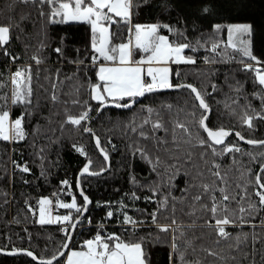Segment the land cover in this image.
<instances>
[{"label": "trees", "instance_id": "16d2710c", "mask_svg": "<svg viewBox=\"0 0 264 264\" xmlns=\"http://www.w3.org/2000/svg\"><path fill=\"white\" fill-rule=\"evenodd\" d=\"M138 3L143 6L134 8L132 24H166L184 34L177 37L179 42L190 41L195 44L196 41H200L202 45H206L195 53L186 51V55L196 57V65H172L174 73L176 71L181 73V77L179 79L174 77L172 82L191 83L211 93L206 97L212 110L207 120L208 126L213 128L224 126L226 129L240 131L248 139H264V121L255 120L254 127L251 129L239 122L238 114L243 112L245 105L251 104L252 108L257 110L261 108V100L253 95L255 91L260 90V87L254 83L253 73L241 70L240 56L236 55L233 62L213 65H207L202 61L205 55H213L210 52V42L213 39L226 41V32L217 33L214 26L220 24L226 28L229 23L241 22L251 25V51L264 61V0H147L146 3L145 0H138ZM10 4L13 5L11 8ZM205 7L208 8V12L203 11ZM47 11L48 8L45 6V12ZM9 22L18 27L13 29V38L6 47L19 59L12 63L3 55V49H0V74H3V78L7 80L9 74L15 72L18 66L32 64L34 94L33 106H30L32 114L25 115L24 120L27 138L23 141L0 140V249H27L32 251L38 259H50L53 253L61 250L60 245L64 242L63 225L38 224L36 215L32 214L28 205L31 204L32 209H35L41 197L51 198L53 194H57L56 199L63 202H71L70 194L76 195L78 204L83 203L76 187L78 172L89 159L93 162L90 171H99L105 164L104 158L94 144V136L83 131V127L87 126L93 129L95 136H99L101 146L109 152L110 168L98 176L80 177L81 187L93 201V204L89 206V212L84 214L91 220V224L85 221L79 225L72 240V247L79 248L84 240L91 238L99 230L98 226L103 222L105 233H117L124 239L148 238L144 245L147 264H179L178 257H173L171 252L170 234L160 233L151 224L148 213L157 208L156 201L169 191L173 197L183 196L185 189H189L191 195H196L199 190L190 188L193 178H196V183H210L214 179L208 174L204 161L200 159V153L204 149L196 145L195 140L193 145L182 144L180 149L175 148L169 123L170 119L175 117L174 115L170 117L166 110L160 109V105L164 103L175 106L173 113L176 108H184L185 112L180 113L178 117L183 121L186 119L185 113L193 110L194 100L191 94L186 89L159 91L142 97L132 108L108 107L98 112L97 102L91 99L90 89L82 87L78 96L69 95L74 84L86 82L85 77L90 78L93 83L96 82V69L91 67L89 60L92 55L90 25L85 22L51 24L47 16L39 15L37 5H25L18 0H0V23ZM114 30L118 31L117 42H120L127 29L121 25L119 29ZM162 33L170 35V38L174 35L169 34L166 29H162ZM41 42L47 47L40 48ZM56 47L63 48L62 57L54 52ZM228 51L234 53L235 50ZM33 55L39 56L44 63L35 65L31 59ZM80 60L84 61V65L74 63ZM58 70L61 73L60 80L63 81L57 89L61 102L54 103L49 98L51 82L45 77L54 76ZM37 73H39L38 76ZM69 76L74 78L67 80L66 77ZM212 84L217 86L215 92H212ZM238 85L239 92L235 91ZM3 92L10 95L11 86L5 88ZM72 99H79L81 104L72 105ZM233 100L236 101L235 104L232 103ZM65 101L67 103H63ZM84 102L93 109L90 112L91 119L86 124L82 123L79 128L70 124H65L61 128V123L65 119V107L69 109L70 114L78 115L85 110ZM225 102L236 110V115L224 107ZM141 106H151L160 111L169 131L161 130L154 135L167 139L169 141L167 146L157 148L155 140H144L138 137L137 133L126 128L130 121L135 120L139 123L146 115ZM11 111L12 118L15 119L24 112V106L13 105ZM249 113L251 114L250 109ZM199 114L197 111V115ZM145 130L152 135L150 126L146 125ZM197 133L206 138L203 130L196 129L193 125V135ZM180 135L178 131L177 137L179 138ZM226 143L238 144L245 153L264 151L262 146L240 142L234 134L226 140ZM136 147L145 148L147 157L136 152ZM166 147L172 149L171 153L166 151ZM221 147L217 146V149ZM77 148H83L86 155L77 151ZM188 151L192 153L190 162H187L185 155ZM233 155L244 165H249L248 156H242L239 153L217 158L216 162L221 165L222 173L227 172L230 183L239 177L236 166L233 165ZM157 156L160 158L159 164L155 163ZM205 160L210 166L213 160L210 153ZM25 163L31 169L29 173H23L16 167V164L22 166ZM260 163L261 161L251 162L253 171H258ZM154 167L155 171H153ZM199 171H204L203 178L198 177ZM133 177L136 183H133ZM63 180H68L72 186L69 188L62 185L60 182ZM156 185H160V191L154 195L152 189ZM132 193L140 199L133 200ZM153 195L154 199L151 202L145 199ZM217 195L219 196V193ZM253 199L256 198L253 197ZM105 202H111L109 208L96 206L97 203ZM122 203L127 205L124 211L128 215L143 221L139 228L132 229L131 226L121 223ZM202 203H207V199ZM231 206L235 207V204ZM176 207L178 220L190 223L193 218L179 211L183 208L184 212H187L189 210L187 205L177 203ZM196 207L199 208L200 205L197 204ZM108 210L114 211L112 218L106 217ZM63 211L68 214L71 211L72 215H76L74 210L63 209ZM167 214L164 212L158 217L161 224L169 222L164 219ZM260 219H264V212L253 218L252 223L257 225L254 231L264 236V228L259 226ZM197 223H203V219ZM226 230L234 236L241 231L240 228L231 225ZM242 231L252 232L253 229L250 225H244ZM201 232L207 234L213 233V230L197 228L189 231L188 235L199 236ZM213 239L214 233L202 242L196 241V243L198 246L202 243L204 247H209L212 246ZM254 247L255 251L249 240L247 246L243 247V252L248 254V259L243 260L237 256L234 264H252L253 260L255 264H264L261 260L264 256V239H258ZM232 254L236 255V253ZM196 256L204 259L205 264H215L214 258L205 257V253L200 252L199 248ZM188 258L193 259V256L189 254ZM63 261L64 257H61L59 264H63ZM0 264L40 263L23 253L12 255L0 253Z\"/></svg>", "mask_w": 264, "mask_h": 264}, {"label": "snow or ice", "instance_id": "6c2138e0", "mask_svg": "<svg viewBox=\"0 0 264 264\" xmlns=\"http://www.w3.org/2000/svg\"><path fill=\"white\" fill-rule=\"evenodd\" d=\"M18 2L25 5H37L39 15L41 17L47 16L48 22L51 24L85 22L90 25V50L92 55L89 60L91 67L96 69V82L93 83L90 78L85 77L86 82L84 84H74L69 95L78 96L82 87L90 89L91 99L96 101L98 105L97 111L105 110L110 106L129 109L138 103L139 98L159 91L188 90L194 103L192 105L193 110L185 113V120L181 121L178 118L180 113L185 112L184 108H176L175 113H173L175 106L164 103L160 105V109L166 110L170 117L173 115L175 117L169 121L172 143L175 148L180 149L182 144L193 145V140H195L196 145L204 149L200 153V159L204 161L208 174L214 179L210 183H196V178H193L190 188L199 190L196 195H191L189 189H185L183 196L173 197L169 191L168 194L163 195L160 200L156 201L157 208L148 213V216L151 224L160 233L170 234L171 252L173 257H178L179 264H205L204 259L196 256L198 248L200 252L205 253V257L214 258L215 264H230V262L234 264L237 261V256L247 260L248 254L243 252V247L247 246L249 240H251L253 251H255L254 246L258 239H264V236L254 231L257 225L252 223L253 218L264 212V151L245 153L244 149L238 144L226 143V139L234 134L239 141L262 147H264V140L246 139L240 131L226 129L224 126L209 127L207 120L212 110L206 97L210 96L211 93L207 89H200L191 83L172 82L174 77L177 79L181 77L179 71L173 72L172 65H196V57L185 53L186 51L195 53L199 48L206 47V45H202L200 41H196L195 44L190 41L179 42L177 37L184 34L166 24H132L134 8L143 6L138 3V0H18ZM146 2L147 0H145ZM12 6L9 5L10 8ZM45 6L48 8L47 12H45ZM203 11L208 12V8L205 7ZM121 25L125 26L127 31L123 39L117 42L119 33L114 29H119ZM16 27L18 26L10 22L0 23V49H3V55L12 63H15L19 57L12 55L6 46L10 44L13 38V29ZM214 27L217 33L226 32V41L213 39L210 42V52L213 55H205L202 61L207 65L227 63L233 62L235 56L239 55L241 70L254 74L253 81L260 87V90L255 91L253 95L261 100V108L257 110L252 108L251 104H248L244 106L243 112L238 114L239 122L251 129L254 127L255 120L264 121V61L252 53L250 41L246 39L251 33V25L246 23L230 24L224 28L222 25L216 24ZM162 29H166L169 34L174 35H171L170 38V35L162 33ZM44 47H47V45L41 42L40 48ZM229 49L235 50L234 53H230ZM54 52L61 57L63 56L62 47H56ZM31 59L37 66L44 63L43 59L37 55H33ZM74 63L84 65L83 60ZM32 67V64L18 66L15 72L9 74L7 80L3 78V74H0V93H3L0 95V140L2 141H23L27 138L24 120L25 115L32 114L30 107L33 106L34 94ZM36 75L38 76L39 73ZM60 75L61 73L58 70L54 76L45 77L46 80L51 82L49 98L54 103L61 102L57 95L59 84L63 83L60 80ZM74 76L66 77V79L72 80ZM9 85L11 86L10 95L3 92ZM211 88L212 92L217 90L215 84H212ZM235 91H240L239 85L235 88ZM232 103L235 104L236 101L233 100ZM71 104L80 105L81 101L72 99ZM185 104H187V101H185ZM13 105L24 106V112L15 119L12 118L11 108ZM83 107L85 110L78 115L70 114L69 109L65 107V119L61 123V128L65 124L77 126V128L82 123L86 124L91 119L90 112L93 109L87 102L83 103ZM224 107L228 108L232 114H237L230 104L225 102ZM141 108L146 115L141 118L139 123L135 120L130 121L126 128L137 133L138 137L144 140H155L157 148L167 146L169 143L167 139L155 137L154 135L161 130L164 132L169 131L160 111L151 106H141ZM197 111H199V115H197ZM146 125L150 126L152 135L145 130ZM193 125L196 129L203 130L206 133V138L200 136L199 133L194 136ZM83 131L94 136L95 144L103 155L105 164L100 167L99 171H90L93 162L89 159L79 173V177L85 175L98 176L110 167L109 152L101 146V140L99 136H95L92 128L85 126ZM178 131L181 133L179 138L177 137ZM217 146L222 147L218 150ZM76 150L86 155L83 148H77ZM135 151L146 157L148 155L146 149L142 147H136ZM166 151L171 153L172 149L166 147ZM209 153L213 157L210 166L205 160ZM236 153L248 156L249 165H244L242 161H238L233 155V165L236 166L239 177L233 183H230L227 172L222 173L221 165L216 162V159ZM185 155L187 162H190L192 153L188 151ZM175 158L179 159V157ZM253 161H261L258 171H253L250 166ZM150 162H152L151 159ZM155 163H160L159 156L155 158ZM16 167L23 173L31 171L26 163L22 166L16 164ZM153 171H155V167ZM197 175L203 178L205 173L199 171ZM79 177L76 184L80 188L79 195L83 200L82 204H78L76 195L70 194L71 203H65L56 199L57 194H53L51 198L43 197L39 199L37 209H32L31 204L28 205L33 215L38 214L40 225H63L64 242L60 247L67 250V255L64 251H59L53 253L50 259L39 258L40 264H54V262L59 264L61 257L65 258V264H147L144 245L148 238L124 239L122 235L117 233H105L103 222L99 224V230L91 238L84 240L79 248L72 247L73 233L79 225L85 221L91 224V220L85 217L84 214L89 212V206L93 204V201L80 187L81 180ZM60 183L69 188L72 186L68 180H63ZM133 183H136L134 177ZM152 191L155 195L160 191V185H156ZM217 193H219V196ZM154 195L145 197V199L151 202ZM253 197L256 199H253ZM131 198L133 200L140 199L135 193H132ZM205 199H207V203H202ZM110 203H97L96 206L109 208ZM177 203L187 205L189 209L187 212H184L183 208L179 211L183 215L193 218L190 223L178 220ZM197 204L200 205L199 208L196 207ZM232 204H235V207H232ZM54 208L74 210L76 215H72L70 211L69 214L53 216ZM126 208L127 205L122 203L123 219L121 223L131 226L132 229L139 228L143 221L128 215L124 211ZM164 212L168 213L164 216V219L169 222L161 224L158 217ZM197 213H200V215H197ZM114 214L112 210L106 211L107 218H112ZM201 219H203V223H197ZM230 225L240 228L241 231L234 236L226 230ZM244 225H250L253 231L243 232ZM259 226L264 228V219H260ZM197 228L213 230L212 246L204 247L202 243L198 246L196 241L202 242L206 237L212 236L213 233L201 232L199 236L193 234L191 237L188 235L189 231ZM2 251L3 249H0V252ZM21 252L33 259H38L32 251L28 250L14 249L11 254ZM232 253H236V255ZM189 254L193 256V259L188 258ZM261 260L264 261V256L261 257ZM252 264H255L254 260Z\"/></svg>", "mask_w": 264, "mask_h": 264}, {"label": "water", "instance_id": "95a60500", "mask_svg": "<svg viewBox=\"0 0 264 264\" xmlns=\"http://www.w3.org/2000/svg\"><path fill=\"white\" fill-rule=\"evenodd\" d=\"M164 91H168V90H164ZM140 99L141 98H139V100H138V102L140 101ZM136 105V104H135ZM135 105H133V107L135 106ZM111 107V106H110ZM112 108H115V107H112ZM118 109H123V108H118ZM98 112H100V111H98ZM206 134V133H205ZM229 138V137H228ZM227 138V139H228ZM226 139V140H227ZM246 139H248V138H246ZM258 140H264V139H258ZM93 141H94V144H95V138L93 137ZM240 142H242V143H244V144H247V143H245V142H243V141H240ZM95 146H96V144H95ZM96 148H97V146H96ZM97 150H98V152L100 153V151H99V149L97 148ZM100 155L103 157V155L100 153ZM109 163H110V160H109ZM110 168V167H109ZM108 168V169H109ZM107 169V170H108ZM259 170V169H258ZM81 172V170L78 172V174H77V176H76V181H77V179H78V177H79V173ZM106 172V171H105ZM104 173V172H103ZM103 173H101V174H103ZM100 174V175H101ZM79 179H80V177H79ZM76 187H77V184H76ZM80 187H81V185H80ZM77 190H78V192L80 191V188L79 187H77ZM75 232H76V230H75ZM75 232L73 233V237H74V234H75ZM19 250H27V249H19ZM28 251H30V250H28ZM60 251H64L65 252V254L67 253V250L66 249H62L61 248V250ZM13 252V250H3L2 252H0V253H3V254H8V255H12L11 253ZM22 253V252H21ZM17 254H19V253H17ZM34 256L36 257V255L34 254ZM32 258V257H31ZM33 259V258H32ZM35 262H37V263H40L39 262V259H33Z\"/></svg>", "mask_w": 264, "mask_h": 264}, {"label": "rangeland", "instance_id": "374dc122", "mask_svg": "<svg viewBox=\"0 0 264 264\" xmlns=\"http://www.w3.org/2000/svg\"><path fill=\"white\" fill-rule=\"evenodd\" d=\"M230 24H244V23H242V22H241V23H229L228 25H230ZM246 24H249V23H246ZM228 25H227V26H228ZM250 35H251V33H250ZM250 35H248V36L246 37V39H247L248 41H250V50H251L252 37H251ZM41 198H43V197H41ZM41 198H40V199H41ZM65 203H71V202H65ZM54 204H55V202H54ZM37 208H38V205L36 206L35 209H37ZM52 214H53V216H55V215H65V214H68V213L65 212V211H63V209H60V208H54ZM36 221H37V223L39 224V222H38V214L36 215ZM62 228H63V226H62Z\"/></svg>", "mask_w": 264, "mask_h": 264}, {"label": "crops", "instance_id": "0c3cea01", "mask_svg": "<svg viewBox=\"0 0 264 264\" xmlns=\"http://www.w3.org/2000/svg\"><path fill=\"white\" fill-rule=\"evenodd\" d=\"M66 255H67V253H66ZM63 264H65V258H64Z\"/></svg>", "mask_w": 264, "mask_h": 264}]
</instances>
